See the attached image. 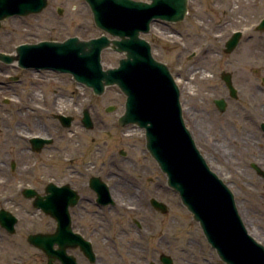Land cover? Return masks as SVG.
Listing matches in <instances>:
<instances>
[{
  "label": "flooded vegetation",
  "instance_id": "af4514ba",
  "mask_svg": "<svg viewBox=\"0 0 264 264\" xmlns=\"http://www.w3.org/2000/svg\"><path fill=\"white\" fill-rule=\"evenodd\" d=\"M63 12V8H56L57 14ZM229 21L226 19L224 25L222 21L206 25V29L211 35L222 33ZM38 26H41L39 22L24 27L14 25L10 31V46H0V53L13 56L10 64L0 62V197L3 199L0 210L12 212L4 204L11 202L16 194L27 199L23 194L25 190H31L45 198L51 194V189L56 188L62 215L60 225L64 226L66 223L63 214L66 204L71 233L78 235L84 243H89L84 250L78 242L75 247L65 251L66 255L74 259L76 264H95L107 258L112 262L122 263L126 255L131 256L130 261L134 263V260L141 259L133 252L140 245H137L135 239H126L125 236L137 233L141 237L138 231L142 230L143 224L147 226L150 223L151 217L144 213L146 207L139 200V194L145 196L144 186L123 175L124 167L113 162L105 148L96 147V139L90 134L95 130L93 119L96 118V107L90 104L81 108L82 96L78 90L80 83L74 81L69 74L53 69L20 65L17 58L19 45L42 40L63 41L75 36L29 41L26 37L31 36ZM236 31L229 32L223 43H220L222 38L211 39L217 46L214 52L217 61L205 64L202 69V81L206 83L202 91L189 88L193 84L197 85L196 82L193 83L192 72L185 70L184 74L179 73L187 86V89H183L185 85H178L182 115L191 133L195 130L201 137H208L212 130L211 134L218 135L216 145L221 163L219 177L228 186L237 185L235 194L253 201L264 200V48H258L252 42L255 38L253 33L245 34L243 31L240 32L236 45L231 48L230 42ZM15 37H23V40L14 42ZM242 41L249 45L242 54L243 58L239 52ZM1 42L0 34V45ZM205 51L207 53L209 49ZM255 51L261 54L255 55ZM252 60L254 63L250 62ZM169 70L174 78L179 76L170 68ZM64 76L69 77L67 82ZM182 94L185 95L183 98ZM200 95L203 102L212 105L208 109L203 108L206 119L197 118L192 108L183 107L182 100L188 102ZM122 96L124 112L126 96ZM114 108L109 105L105 111L112 112L108 110ZM84 110L88 111L92 120V129L83 126ZM126 127L131 131L138 128L135 125ZM133 134L125 133L126 139H131ZM136 140L139 139L136 137ZM202 142L211 144L208 139H203ZM231 152L233 153L230 154ZM119 155L125 156L126 152L121 149ZM113 167L118 171L114 172ZM157 167L160 170L158 165ZM160 172L162 173L161 170ZM141 178V175L136 177L137 180ZM158 179L157 176L155 179H148L149 183L154 184L155 194L151 198L157 200L160 190L170 189L166 185V179L165 185ZM127 185L136 189L137 193L131 195L132 200L124 198ZM16 186L18 191L14 189ZM50 187L52 188L49 189ZM106 192L109 198L106 197ZM27 200L33 207L34 198ZM150 207L151 212L160 213L151 205ZM261 207L254 208V212L264 214V203ZM166 209L168 212V206ZM45 216L53 221L55 228L56 222L48 215ZM113 216L116 218L113 219ZM54 228L41 232H52ZM260 238L264 243L263 234ZM91 252L94 261H91ZM162 253L164 252L158 255L160 264ZM165 254L173 262L170 254ZM43 256L46 264L44 253ZM151 263L156 264L154 261L147 264ZM56 264H64L63 259L57 260Z\"/></svg>",
  "mask_w": 264,
  "mask_h": 264
},
{
  "label": "water",
  "instance_id": "95a60500",
  "mask_svg": "<svg viewBox=\"0 0 264 264\" xmlns=\"http://www.w3.org/2000/svg\"><path fill=\"white\" fill-rule=\"evenodd\" d=\"M84 1L94 25L103 34L87 40L71 37L64 41L22 44L17 55L20 65L69 73L96 95H102L108 86H117L126 96L125 111L118 125L135 124L144 129L147 151L165 174L167 185L177 192L182 205L198 222L219 259L225 264H264V246L248 233L232 191L209 167L184 123L173 76L166 64L153 57L150 43L140 36L149 32L156 20L182 21L188 0ZM46 5L47 0H0V25L12 16L39 13ZM257 28L264 29V19ZM239 34H234L231 48ZM106 49L124 54L118 66L103 68L101 53ZM0 61L12 63L13 56L0 53ZM82 122L87 128L93 126L86 110ZM50 191L45 198L31 190L23 192L26 198L35 196L33 206L57 222L54 232L30 233L27 242L46 255V264H56L59 259L64 264H76L65 251L78 242L85 250L89 243L71 233L66 204L63 213L66 223L60 225L59 194L57 189ZM98 194L100 197L101 193ZM106 197L109 198L108 192ZM150 204L161 213L167 211L166 205L154 198ZM17 221L12 213L0 210V225L8 233H15ZM90 258L95 260L92 252ZM160 261L172 264L164 254Z\"/></svg>",
  "mask_w": 264,
  "mask_h": 264
},
{
  "label": "rangeland",
  "instance_id": "374dc122",
  "mask_svg": "<svg viewBox=\"0 0 264 264\" xmlns=\"http://www.w3.org/2000/svg\"><path fill=\"white\" fill-rule=\"evenodd\" d=\"M57 7L63 8L64 12L57 14ZM263 18L264 0H190L188 12L182 22L166 23L156 21L152 24L150 31L147 34H142V37L151 43L153 56L166 63L172 72L178 73V75L179 73L184 74L185 70L192 72L193 83L196 82L197 85L193 84V87L189 88H198L202 91L204 85H206L202 81V69L205 68V64L217 61V55L214 54L217 46L211 39L215 37L222 38L220 43H223L229 32L241 30L245 34L253 33L255 38L252 42L255 43L256 47L264 48V30H255L256 25ZM226 19L230 21L226 24L222 33L211 35L207 31L206 25L213 23L215 25L219 21H222L224 25ZM37 22L41 26H38L31 36L26 37L29 38V41L64 38L66 35H75L87 40L103 34L94 25L92 14L83 0H48V6L38 14L25 17L16 16L2 21L0 27L2 42L0 46L2 48L10 46V31H12L14 25L24 27L36 25ZM23 37H15L14 42L22 41ZM248 47L246 41L240 43L239 52L241 56ZM206 49H209L207 53ZM254 54H261V52L255 51ZM191 55L193 56L189 58ZM119 58H121V54L110 49L104 50L101 58L103 67L116 65ZM250 62L254 63L253 60ZM63 78L66 82L69 80L68 76ZM175 78L180 87L182 85L183 87L186 86L180 75ZM183 89H187V86ZM78 90L82 96L81 108L90 104L96 107V118L93 119L95 130L90 133L96 139V147L98 149L105 148V151L110 154L111 160L124 167L123 175L137 181L138 185L144 186L145 196L142 197L139 194V200L146 207L144 213L151 217L150 223L147 226L143 224L142 230L138 231L141 237L137 233H133V236H125L126 239H135L138 242L137 245H140L137 250H133L135 254L141 257L140 260H134L135 262L132 263L130 261L131 256L126 255L122 263L112 262L107 258L105 260L101 259L95 264H147L149 261L160 264L158 255L161 252L169 253L173 259V264H225L210 248L198 223L192 219L191 214L182 206L178 197L170 189H162L158 193L159 200L168 206L169 211L165 215L151 212L149 199L154 196L155 191L153 190L154 184L149 183L148 179H155L157 176L158 181L165 185V177L145 149L143 131L137 127L136 131H131L129 127L120 128L117 126L116 120L123 112L124 103V97L119 89L116 86L107 87L101 96L94 95L84 85H80ZM215 95L217 94L215 93ZM184 96L182 94V98ZM195 97L188 102L182 100L183 107L192 108L197 118L204 117L206 119L203 108L207 107L208 109L212 105L209 102L208 104L203 102L201 95ZM109 105L115 107L112 112L105 111V108ZM130 132L134 134L131 139L127 140L125 133ZM209 132L208 137H201L195 130L191 134L207 164L219 176L221 163L216 145L218 135L211 134L213 133L212 130ZM136 137L139 140H136ZM202 138L204 140L208 139V142L211 140V144H203ZM121 149L126 152L125 156L119 155ZM112 170L114 172L118 171L114 167ZM140 175L142 178L137 180L136 177ZM236 186L230 185L229 188L234 195L244 225L253 237L258 241H262L260 237L262 234L264 235V214H260L258 211L254 212V208L261 207L264 200L253 201L245 196L237 195L235 194ZM14 189L18 191L17 186ZM135 192L134 187L127 185L126 197L124 198L132 200L131 195L133 196ZM139 197L137 195L136 198ZM2 200V197H0V206ZM4 205L9 207L8 209L18 217V223L14 234H8L0 228V264H45L43 253L29 245L26 237L29 233L54 228L53 221L42 212L34 209L30 201L18 194L11 202ZM114 218L116 216H113Z\"/></svg>",
  "mask_w": 264,
  "mask_h": 264
}]
</instances>
